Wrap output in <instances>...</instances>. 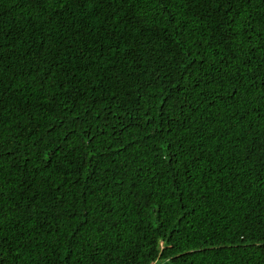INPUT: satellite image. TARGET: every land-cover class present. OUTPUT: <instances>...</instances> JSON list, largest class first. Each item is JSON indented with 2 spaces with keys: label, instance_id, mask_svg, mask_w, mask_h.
<instances>
[{
  "label": "trees",
  "instance_id": "1",
  "mask_svg": "<svg viewBox=\"0 0 264 264\" xmlns=\"http://www.w3.org/2000/svg\"><path fill=\"white\" fill-rule=\"evenodd\" d=\"M0 264H264V0H0Z\"/></svg>",
  "mask_w": 264,
  "mask_h": 264
}]
</instances>
